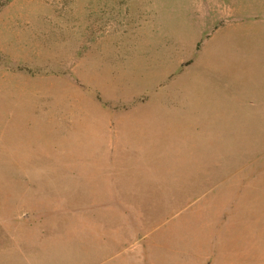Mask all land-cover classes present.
I'll list each match as a JSON object with an SVG mask.
<instances>
[{
	"label": "rangeland",
	"instance_id": "rangeland-1",
	"mask_svg": "<svg viewBox=\"0 0 264 264\" xmlns=\"http://www.w3.org/2000/svg\"><path fill=\"white\" fill-rule=\"evenodd\" d=\"M101 43L131 44L125 58L116 57L118 88L142 89L161 72L208 79L201 89L213 96L212 108L200 113L209 119L194 133L193 154L214 148L216 155L200 156L198 189L177 188L175 146L149 177L114 161L109 146L96 161L93 117L85 137L67 122L61 140L79 153L74 161L46 160L47 105L38 124L30 112L36 82L45 94L48 74L78 67ZM12 55L29 63L13 99L21 161L0 164V213L8 222L6 237L0 227V264H264V0H0V130L10 114L1 75ZM7 82L15 86V78ZM31 140L45 158L38 163L29 160ZM184 147L177 152L189 153ZM222 148L226 155H218ZM81 153L92 158L82 161ZM166 171V189H149L160 180L164 186ZM116 188L122 203L111 202ZM12 191L21 204L1 210Z\"/></svg>",
	"mask_w": 264,
	"mask_h": 264
},
{
	"label": "crops",
	"instance_id": "crops-1",
	"mask_svg": "<svg viewBox=\"0 0 264 264\" xmlns=\"http://www.w3.org/2000/svg\"><path fill=\"white\" fill-rule=\"evenodd\" d=\"M130 46L131 44L110 43L103 45L101 43L100 45L97 44L94 48H88L93 51L96 50V52L85 53L83 61H80L78 67H74L72 64L73 69L68 67L63 68L64 73L57 77L53 73L48 74V78L51 79L50 81L47 79V89L45 94L41 96L37 80L35 87L36 100L38 101L39 99L40 102L41 98L45 102L47 101V103L41 108L37 101L36 104L34 102L30 108V112L33 114L31 119H34L35 123L38 124L41 114L45 113L47 105L46 111L48 117L46 126L50 131L51 137L47 140V148L45 149L46 156H48L46 160L61 162V159H65L64 161H74V158L70 156L79 153H71L69 149H65L64 143L67 141L63 143L61 140L62 136L65 137L62 134L63 132L66 133L67 122L80 127V131L84 133L85 137L87 135L85 131L86 126H88L86 125L88 123L87 119L93 117V125L95 127L94 155L96 161L106 158L105 148L109 146L112 147L111 156L114 161L123 162L124 164H127V162L135 164L136 170L147 169L149 177L151 168L156 169L158 167L160 169L161 165L159 163L165 161L168 154L169 157H173L172 153L167 154L168 149L172 150V148L167 147L175 146V158H177L175 164L177 163V169L180 170L177 188L198 189V162L200 156H203L202 160L214 161V156L216 155L214 148L213 153L208 151V155L195 156L193 154L194 145L197 143V138L194 139V133L203 127L202 121H208L209 119L205 115L200 119V113L208 114L210 108H212L209 99L213 96L202 90L204 88L201 89V87H204L202 86L203 84L209 85L207 83L208 79L198 75L195 79L183 77L177 80L172 79L173 77H167L166 72H161L154 79L149 80L142 89H131L132 87L118 88L114 86L113 77L116 75L118 68L119 72L117 74H121L120 63L116 60V57L122 56L121 59L125 58L127 56V49ZM123 47L125 52L123 55H120L119 51ZM102 62L108 63L106 69L102 65ZM28 63L12 55L9 61V65L11 66L5 71L9 74L1 75L4 79L1 89L9 96L5 99L6 108L4 110L10 112V114L6 113L8 116L5 118L4 126L0 130V164L2 167L3 163L21 161L19 160V153H17L20 147L16 132L18 128L16 123L13 122L15 118L12 116L17 113L13 99L18 94L16 80L17 78L22 79V75L18 73L20 71L22 73L26 72L28 70ZM0 65L2 66V62H0ZM180 66H182L181 63ZM8 78H11V80L15 78V86L7 82ZM100 79H104V86L102 82H98ZM204 79L207 81H202ZM171 83H174L172 87H170ZM31 90L34 92L33 86H31ZM32 91L30 93L33 95ZM98 95L101 98H98ZM73 102H77L78 105H72ZM88 105L89 107L86 108ZM9 116L10 118H8ZM78 116L79 118L77 119ZM30 123L34 125V122L30 121ZM84 140L82 139L80 144ZM29 144L31 148L29 160L36 161L37 163L41 159L44 160L45 158H40L41 154L38 144L35 146V153H33V141L31 140ZM179 146H187L183 149L189 150V153L181 152L179 154L177 152ZM222 151L223 153H219L218 155H226L223 148ZM91 158L82 153L80 154L82 161H87ZM227 159H229L228 154ZM155 163H158L159 166L151 167ZM144 164L145 166H142ZM13 172L15 171H11L10 175ZM74 174L72 171L70 176L73 179L77 178L79 181L80 178ZM14 177L16 178L17 174L16 176L14 174ZM166 177L167 171L163 187L160 180L157 185L154 186L152 184L149 186V189H166ZM68 188L83 189V186L73 184ZM10 193H12L13 197L9 193H4V197H2L4 203L1 210H6L8 206L10 209H13V207L16 208L17 205L21 204V195L17 194V191ZM119 193H122V191L117 188L111 189V202L122 203L120 201L124 200V197L120 196ZM131 202L126 200V205L130 206L129 203ZM114 203L109 204L110 208H114ZM127 208L130 209L131 207ZM0 215L3 214L0 213ZM114 215L117 216V213L114 212ZM6 225H8L7 217L4 216V219L0 221V227H2L0 229L4 237L6 235L3 230H6L3 229V226L5 227Z\"/></svg>",
	"mask_w": 264,
	"mask_h": 264
}]
</instances>
